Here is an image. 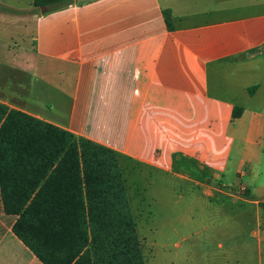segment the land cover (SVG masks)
Returning a JSON list of instances; mask_svg holds the SVG:
<instances>
[{
    "label": "crops",
    "instance_id": "1",
    "mask_svg": "<svg viewBox=\"0 0 264 264\" xmlns=\"http://www.w3.org/2000/svg\"><path fill=\"white\" fill-rule=\"evenodd\" d=\"M215 1L72 0L23 15L33 48L0 62L1 103L110 148L124 179H145L158 220L144 238L167 257L182 241L208 246L200 195L264 203V0ZM14 222L0 199V264H44Z\"/></svg>",
    "mask_w": 264,
    "mask_h": 264
},
{
    "label": "trees",
    "instance_id": "2",
    "mask_svg": "<svg viewBox=\"0 0 264 264\" xmlns=\"http://www.w3.org/2000/svg\"><path fill=\"white\" fill-rule=\"evenodd\" d=\"M70 3L33 0L38 12ZM9 9L2 10L15 12ZM117 156L0 102L3 211L15 217L13 231L44 264H145Z\"/></svg>",
    "mask_w": 264,
    "mask_h": 264
},
{
    "label": "rangeland",
    "instance_id": "3",
    "mask_svg": "<svg viewBox=\"0 0 264 264\" xmlns=\"http://www.w3.org/2000/svg\"><path fill=\"white\" fill-rule=\"evenodd\" d=\"M201 1L204 4L205 1L211 3L215 0ZM0 7H2L0 8V62L4 65L23 62V57L33 48L34 30L32 18H25L23 15L28 16L38 10L32 0H0ZM3 7L15 12L2 10ZM4 73H7L4 81L11 82L13 72L5 70ZM117 160L124 179L120 156H117ZM162 178L160 174L157 176V179ZM124 183L132 213L137 221V232L143 243L145 264H236V261L237 264H264V210L258 204L248 201H244L243 205L242 202L235 203L222 192L216 193L214 197L200 195L196 204L197 225L209 227L203 234L207 238L208 246L202 242L191 248L190 242L182 241L180 247L174 250L171 248V252H175L174 256L167 257L164 254L166 250L156 247L154 243L144 238L147 233L149 236L154 234L148 232V228L149 225H155L158 220L144 193L145 179L140 177L124 179ZM179 186L184 198L191 194L185 193L187 191L185 188L194 187L188 183ZM236 194L249 199L252 197L246 194L244 188ZM182 205L188 207L187 203L182 202L181 208ZM184 219L185 217L176 215L175 223L184 225ZM221 242L224 244L223 247L219 246ZM227 259L229 262L226 261ZM234 259L235 261H232Z\"/></svg>",
    "mask_w": 264,
    "mask_h": 264
},
{
    "label": "water",
    "instance_id": "4",
    "mask_svg": "<svg viewBox=\"0 0 264 264\" xmlns=\"http://www.w3.org/2000/svg\"><path fill=\"white\" fill-rule=\"evenodd\" d=\"M45 9L43 8L42 11H44Z\"/></svg>",
    "mask_w": 264,
    "mask_h": 264
}]
</instances>
